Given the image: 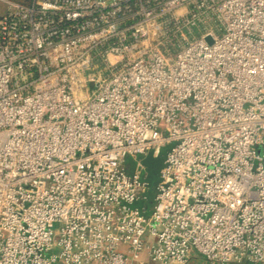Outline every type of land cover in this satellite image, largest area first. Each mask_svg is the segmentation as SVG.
Instances as JSON below:
<instances>
[{
	"label": "built area",
	"instance_id": "obj_1",
	"mask_svg": "<svg viewBox=\"0 0 264 264\" xmlns=\"http://www.w3.org/2000/svg\"><path fill=\"white\" fill-rule=\"evenodd\" d=\"M0 2V264H264V0Z\"/></svg>",
	"mask_w": 264,
	"mask_h": 264
},
{
	"label": "rangeland",
	"instance_id": "obj_2",
	"mask_svg": "<svg viewBox=\"0 0 264 264\" xmlns=\"http://www.w3.org/2000/svg\"><path fill=\"white\" fill-rule=\"evenodd\" d=\"M6 8V4L0 2V13ZM167 150V147L164 149L162 155L159 158L153 157L152 155H147L144 158V162L146 164V170L148 172V180L150 181L152 188L154 189L155 183L158 179V173L162 166V162L164 159L165 152ZM57 249L53 250V252H56Z\"/></svg>",
	"mask_w": 264,
	"mask_h": 264
},
{
	"label": "crops",
	"instance_id": "obj_3",
	"mask_svg": "<svg viewBox=\"0 0 264 264\" xmlns=\"http://www.w3.org/2000/svg\"><path fill=\"white\" fill-rule=\"evenodd\" d=\"M144 258L147 259L146 256H144ZM147 261L149 262V264H158V263L150 261L149 259H147ZM191 264H208V263L205 261L203 257L196 255V257H194Z\"/></svg>",
	"mask_w": 264,
	"mask_h": 264
},
{
	"label": "trees",
	"instance_id": "obj_4",
	"mask_svg": "<svg viewBox=\"0 0 264 264\" xmlns=\"http://www.w3.org/2000/svg\"><path fill=\"white\" fill-rule=\"evenodd\" d=\"M15 1H19V2H22V3H28V2H30V0H15Z\"/></svg>",
	"mask_w": 264,
	"mask_h": 264
}]
</instances>
